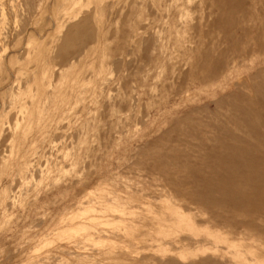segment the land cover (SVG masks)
Instances as JSON below:
<instances>
[{
	"label": "rangeland",
	"instance_id": "1",
	"mask_svg": "<svg viewBox=\"0 0 264 264\" xmlns=\"http://www.w3.org/2000/svg\"><path fill=\"white\" fill-rule=\"evenodd\" d=\"M263 81L264 0H0V264H264L185 195Z\"/></svg>",
	"mask_w": 264,
	"mask_h": 264
},
{
	"label": "bare ground",
	"instance_id": "2",
	"mask_svg": "<svg viewBox=\"0 0 264 264\" xmlns=\"http://www.w3.org/2000/svg\"><path fill=\"white\" fill-rule=\"evenodd\" d=\"M253 90L257 93L254 98H248L245 91L238 90L230 96L238 101L231 105L232 111L225 113L222 118L212 115L216 118L215 123L204 125L212 127L215 134L210 137L200 135L195 151L201 154L202 165L210 167V174L204 178V174L195 175L192 190L185 191V195L196 204L225 206L239 203L247 206L249 198L256 203L264 197V81L262 86ZM215 173H220V177H216ZM249 188H255L258 195H249ZM214 192L218 196H214ZM260 204L257 203V206ZM255 211L247 212V215L255 219L264 218V207ZM206 223L208 226L213 223L214 227L222 225L227 228V234L256 236L261 231L264 233L263 226L248 220L224 217L219 221L210 217Z\"/></svg>",
	"mask_w": 264,
	"mask_h": 264
}]
</instances>
